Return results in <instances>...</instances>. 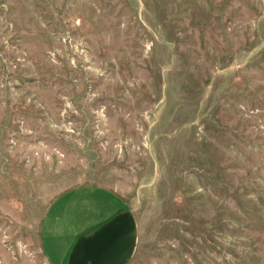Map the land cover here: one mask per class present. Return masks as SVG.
<instances>
[{
  "label": "rangeland",
  "instance_id": "1",
  "mask_svg": "<svg viewBox=\"0 0 264 264\" xmlns=\"http://www.w3.org/2000/svg\"><path fill=\"white\" fill-rule=\"evenodd\" d=\"M82 186L129 264H264V0H0V264Z\"/></svg>",
  "mask_w": 264,
  "mask_h": 264
},
{
  "label": "crops",
  "instance_id": "2",
  "mask_svg": "<svg viewBox=\"0 0 264 264\" xmlns=\"http://www.w3.org/2000/svg\"><path fill=\"white\" fill-rule=\"evenodd\" d=\"M136 223L114 191L97 186L69 189L49 205L40 227L46 264H129Z\"/></svg>",
  "mask_w": 264,
  "mask_h": 264
}]
</instances>
